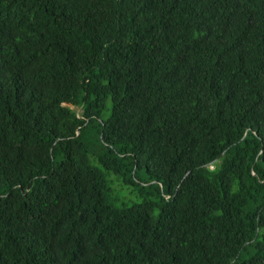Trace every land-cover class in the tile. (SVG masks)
Instances as JSON below:
<instances>
[{"label":"trees","instance_id":"1","mask_svg":"<svg viewBox=\"0 0 264 264\" xmlns=\"http://www.w3.org/2000/svg\"><path fill=\"white\" fill-rule=\"evenodd\" d=\"M0 264H264V0H0Z\"/></svg>","mask_w":264,"mask_h":264},{"label":"rangeland","instance_id":"2","mask_svg":"<svg viewBox=\"0 0 264 264\" xmlns=\"http://www.w3.org/2000/svg\"><path fill=\"white\" fill-rule=\"evenodd\" d=\"M72 109L76 110L80 115L82 114L83 112V109L80 107V106H76V105H73V104H68ZM120 194V193H119Z\"/></svg>","mask_w":264,"mask_h":264}]
</instances>
